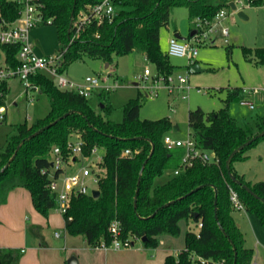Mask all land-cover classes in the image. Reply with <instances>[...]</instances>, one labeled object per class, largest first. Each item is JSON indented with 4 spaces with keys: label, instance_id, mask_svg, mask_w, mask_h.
<instances>
[{
    "label": "trees",
    "instance_id": "trees-1",
    "mask_svg": "<svg viewBox=\"0 0 264 264\" xmlns=\"http://www.w3.org/2000/svg\"><path fill=\"white\" fill-rule=\"evenodd\" d=\"M36 1L41 4L44 17L51 18L65 48L59 66L61 73L83 55L110 64L115 57L137 50L156 73L166 78L173 73L174 66L159 41L160 29L168 23L171 9L185 6L189 21L212 20L232 0H112L115 7L112 19L98 22L89 17L70 43L75 19L100 0ZM249 2L258 6L264 0ZM20 9L15 0H0V17L7 22L14 21ZM0 48L6 62L15 66L18 46L0 45ZM241 49L245 59L264 65V46ZM30 82L46 95L49 110L43 118L29 124L17 123L0 149V204L6 202L11 190L23 187L29 191L34 208L46 217L54 208L45 190L51 180L52 150L58 147L68 158V141L80 139L84 156L93 146L101 151L99 194L72 197L62 214L68 234L83 235L93 247L109 244L110 225L117 220L120 238L145 236L143 247L155 248L160 235L177 236L179 221L191 220L201 223L198 231L186 230L184 247L176 255H166L162 264H251L253 250L245 247L243 234L233 220L229 187L238 193L246 211L264 227V180H246L234 166L235 162L247 160V149L263 140L264 135L238 150L226 168L230 153L264 130V115L258 117L252 130L238 125L229 114L231 101L245 100L243 88L228 87L223 105L217 110L205 112L196 107L187 111L188 135L197 147L214 152L218 161L196 162L157 181L179 166L184 152L181 147L168 148L163 143V136L173 129L168 117L140 118L137 95L122 105V119L115 122L93 110L87 98L75 91L59 89L45 75L31 76ZM7 90V81H1L0 105H4ZM109 108V104L103 103L101 110ZM126 148L131 154L121 155ZM20 255L16 249L0 248V264H17Z\"/></svg>",
    "mask_w": 264,
    "mask_h": 264
},
{
    "label": "rangeland",
    "instance_id": "rangeland-1",
    "mask_svg": "<svg viewBox=\"0 0 264 264\" xmlns=\"http://www.w3.org/2000/svg\"><path fill=\"white\" fill-rule=\"evenodd\" d=\"M232 1L236 9L225 7L227 15L218 25L214 26L213 30L216 31L207 32L206 37L199 35V41L195 42L197 54L194 65L198 66V71L189 70L190 65L185 57L169 56V61L174 66L172 77L178 74L187 75L188 88H175L169 92L161 80L137 79L136 77L142 74L145 68L155 73L154 66L147 61L142 52L137 50L115 57L107 65L98 58L83 55L66 67L63 76L78 83L83 82L84 78L89 76L97 78L99 84L103 86L117 84L113 90L106 91L97 88L87 98L93 110L115 122L122 119V105L129 98L139 95L140 118L168 117L172 125L177 126V130L169 129L166 132L174 140H185L188 137L187 111L189 108L200 107L205 112L217 110L223 105L226 89L240 87L249 91V99L252 100L254 109H250L245 103L233 100L228 106V111L231 116L235 117L238 125L254 130L258 117L264 115V102L262 101L264 98L262 92L253 93L252 89L264 88V65L245 59L241 48L242 46L251 48L264 46V2L258 6H251L249 0ZM238 11H241L246 18L239 17ZM77 20L78 17L74 21L75 24ZM221 27L227 28L226 37L220 33ZM175 28L181 37H188L191 31L196 30L194 22L188 19L185 6L173 7L169 13L168 23L160 29L159 42L163 51L167 50L168 39L174 35ZM191 38L192 36L186 40ZM29 41L33 51L39 55H54L62 49L56 28L52 24L32 28L29 31ZM2 55L3 51L0 48V58ZM8 85L9 89L4 98L5 117L0 120V149L5 145L8 136L14 132V126L17 123L26 121L29 124L37 118H43L49 110L46 95L38 89L25 91L24 87L13 79L8 80ZM150 90L156 91L152 97L146 96L147 91ZM103 103L109 104V110H101ZM74 141V139L71 140V142ZM246 153L249 159L243 163L235 162L234 166L245 172L251 179L264 180V139L248 148ZM100 155L101 151H98L96 155L78 156L74 162L64 165V173L71 174L82 165L91 164ZM19 189L21 188L13 190L18 191ZM233 209V220L236 225L241 226L239 229L244 237V245L257 249L260 252L257 262L264 264V227L253 214L246 211L244 206L241 209L234 207ZM24 214L27 217V219L24 218L25 221L14 217L11 221L8 220L7 223L4 221L0 224V239L10 242L13 247L22 245L18 232L22 223L29 225L31 223L32 215L27 210ZM178 224L180 233L177 236L169 234L159 236L160 242H165V247L173 255H176L177 249L184 246V233L188 229L184 219ZM190 226L196 228L193 224ZM29 233H31L30 229ZM44 233L47 240L56 241L50 230H44ZM132 241L133 246L131 247H141L140 239H132ZM24 248L27 247L24 246ZM155 248H146V257L157 263L159 261Z\"/></svg>",
    "mask_w": 264,
    "mask_h": 264
},
{
    "label": "built area",
    "instance_id": "built-area-1",
    "mask_svg": "<svg viewBox=\"0 0 264 264\" xmlns=\"http://www.w3.org/2000/svg\"><path fill=\"white\" fill-rule=\"evenodd\" d=\"M21 5L19 16L12 22H7L0 17V45H17L16 59L18 63L12 66L6 62L5 54L0 58V82L9 79H18L25 91L28 89H36L30 82V77L36 74H42L53 81V83L61 90L75 91L79 95L88 98L97 88L102 90H113L117 84L112 86L100 85L97 78L85 77L83 82L78 83L71 81L63 76L59 71L60 60L65 48L54 55H39L33 51V47L29 41V31L39 25L51 24V18L44 17L41 4L36 0H15ZM229 8V7H228ZM115 13V7L112 0H100L99 2L89 6L87 12H82L78 15L76 28L69 39V43L73 41L79 32L80 26L84 24L89 17L96 19L98 22L103 20H111ZM227 15V8L223 7L217 11L212 20L194 19L196 25V33L190 40H179L174 35L168 39V46L166 53L172 57H185L188 64L191 66L195 63V56L197 49L195 42L199 41V35L206 37L207 32L213 30L214 26L218 25L222 18ZM220 33L226 37L228 35L227 28L221 27ZM194 39V40H193ZM139 80L163 81L169 92L172 89L188 88L187 75L178 74L172 77V74L164 78L158 73H152L149 68H145L143 73L136 77ZM138 84V83H137ZM152 89V88H151ZM246 94L249 91L243 89ZM253 93L262 92L264 98V88L252 89ZM156 91H147L146 96L152 97ZM249 108H253L254 104L251 101L243 100ZM5 107L0 105V120L4 119ZM163 143L166 147H181L184 152L178 167L172 170V174L176 175L184 169L191 167L196 162L202 164L215 163L218 161L214 152L203 150L196 146L194 140L188 135L185 140H174L167 134L163 136ZM68 149L70 154L68 158H64L61 150L54 147L51 154V167L49 176L51 180L46 185L45 190L50 200L54 204V209L60 214H64L69 207L72 197L77 195L91 194L92 190L97 189L98 181L100 179L101 166L100 162L102 154L97 156V159L91 164H84L78 170L71 174L64 173V165H68L78 159L82 154V142L76 139L74 142L68 141ZM100 149L93 146L86 156L96 155ZM131 150L126 148L121 152V155L128 156ZM229 200L232 206L236 209L243 207L239 199L238 193L229 187ZM201 226V223H198ZM120 224L114 220L110 225V233L112 235L109 244L101 243L102 248L122 249L133 245L132 239H140L139 237L129 236L127 238H120ZM58 235V233H56Z\"/></svg>",
    "mask_w": 264,
    "mask_h": 264
},
{
    "label": "crops",
    "instance_id": "crops-1",
    "mask_svg": "<svg viewBox=\"0 0 264 264\" xmlns=\"http://www.w3.org/2000/svg\"><path fill=\"white\" fill-rule=\"evenodd\" d=\"M174 31V35L178 34L176 28ZM13 80L18 81V83L21 84L18 79ZM245 99L252 102V100L249 99V94H246ZM262 101L264 102V100ZM250 109H254V107ZM233 118L235 119V117ZM248 159L249 155L247 160ZM245 161H241L239 163H243ZM235 169L239 174L243 175L246 180L251 182L259 181L255 178L251 179L247 177V174L242 170H239L236 167ZM170 174L172 175V170L168 171L167 174L159 178L157 181L165 179ZM19 188L22 190L19 189L18 191H14V189L9 192L6 202L0 204V224L4 221L7 223L8 220L11 221L14 217H19L25 221V219H27L24 214L25 210L32 215L30 225L23 222L24 224L22 223L21 226L22 230L20 229V231H18L20 234L19 240H21L22 245L27 248H24L22 245L13 247V244L10 242L0 239V248H10L20 251V254L22 255H20L17 264H66V261L71 256L76 258L77 264H162L165 256L171 254L169 249L165 247V242H160V240L158 246L155 248V253L157 254V259L159 261L157 263L155 260L146 257V248L143 247V245L137 248L128 247L122 249H105L100 246L93 247L88 244L83 235L68 234L65 230L63 215L57 212L54 208L49 211L46 217L40 214L33 206L29 191L27 189L24 190L25 188L23 187ZM58 213L60 215H58ZM186 224L188 227L187 230L196 232L199 229L198 223L192 222L191 220L186 221ZM192 224L196 228H192L190 226ZM237 226L241 228L240 225ZM29 229L31 230V233H29ZM44 230H50L53 233V237L56 238V241H54L56 244L53 241L51 242L46 239ZM56 233H58V235H56ZM182 248H179V250L177 249L176 254ZM247 248H251L253 250L251 264H258L257 260L260 252L257 249L255 250L254 247Z\"/></svg>",
    "mask_w": 264,
    "mask_h": 264
},
{
    "label": "water",
    "instance_id": "water-1",
    "mask_svg": "<svg viewBox=\"0 0 264 264\" xmlns=\"http://www.w3.org/2000/svg\"><path fill=\"white\" fill-rule=\"evenodd\" d=\"M229 7H230L232 10H235V9H236V6H235V4H234L233 1H231V2L229 3ZM237 15H238L239 17H241V18H246L245 15H244L241 11H238V12H237ZM194 33H195V31H192L190 35L192 36ZM174 36H175L177 39H179V40H185V39H186V37H181V36H179L178 34H175ZM106 65H107V63H106ZM189 70H190L191 72L198 71V66L193 64V65L190 66ZM101 107H102V105H101ZM173 130H174V131L177 130V126H173ZM263 135H264V130L260 131V132L257 133L254 137H252L250 140L246 141L245 143H243V144H241L239 147H237L235 150H233V151L230 153V155L228 156L227 160H226V168H227V169L229 168L230 160H231L232 156H233L238 150H240V149H241L242 147H244L245 145H248L249 143H251L254 139H256V138H258V137H261V136H263ZM232 178H233V177H232ZM233 179H234V178H233ZM243 187H244L245 190H247L248 192H250L253 196H257L255 193H253V192L249 189L248 186L243 185ZM98 194H99V191H98L97 189H94V190H92V192H91V195L94 196V197L97 196ZM145 239H146L145 236H142V237L140 238V240H141L142 242L145 241ZM66 264H77V260H76V258H75L74 256H71V257L66 261Z\"/></svg>",
    "mask_w": 264,
    "mask_h": 264
}]
</instances>
